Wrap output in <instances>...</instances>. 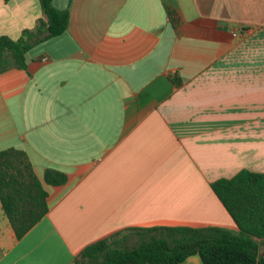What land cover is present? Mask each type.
Segmentation results:
<instances>
[{
    "label": "crops",
    "instance_id": "crops-1",
    "mask_svg": "<svg viewBox=\"0 0 264 264\" xmlns=\"http://www.w3.org/2000/svg\"><path fill=\"white\" fill-rule=\"evenodd\" d=\"M52 5L65 30L0 73V150L24 151L47 204L19 239L0 205V264H72L127 227L236 232L210 183L264 173V0ZM39 18V0H0V35ZM45 168L65 182L45 184Z\"/></svg>",
    "mask_w": 264,
    "mask_h": 264
},
{
    "label": "trees",
    "instance_id": "trees-1",
    "mask_svg": "<svg viewBox=\"0 0 264 264\" xmlns=\"http://www.w3.org/2000/svg\"><path fill=\"white\" fill-rule=\"evenodd\" d=\"M167 15L172 11L166 6ZM41 18L15 39L0 35V73L25 66L24 54L40 41L60 35L68 21L67 8L39 0ZM177 83V78H172ZM47 185L65 182L66 174L43 170ZM210 188L232 221L236 232L217 226L127 227L85 245L72 264H178L198 255L201 264H264V173L240 169L218 178ZM0 205L16 239L22 237L47 211L46 191L36 178L23 150H0Z\"/></svg>",
    "mask_w": 264,
    "mask_h": 264
},
{
    "label": "rangeland",
    "instance_id": "rangeland-1",
    "mask_svg": "<svg viewBox=\"0 0 264 264\" xmlns=\"http://www.w3.org/2000/svg\"><path fill=\"white\" fill-rule=\"evenodd\" d=\"M42 48L41 43H38L37 45H35L34 47L30 48L28 51V53H32V52H39L40 49ZM27 52V51H26Z\"/></svg>",
    "mask_w": 264,
    "mask_h": 264
},
{
    "label": "water",
    "instance_id": "water-1",
    "mask_svg": "<svg viewBox=\"0 0 264 264\" xmlns=\"http://www.w3.org/2000/svg\"><path fill=\"white\" fill-rule=\"evenodd\" d=\"M264 251V243H260L257 248L258 255H262Z\"/></svg>",
    "mask_w": 264,
    "mask_h": 264
},
{
    "label": "built area",
    "instance_id": "built-area-1",
    "mask_svg": "<svg viewBox=\"0 0 264 264\" xmlns=\"http://www.w3.org/2000/svg\"><path fill=\"white\" fill-rule=\"evenodd\" d=\"M41 60H42V61H45V60H46V57H42Z\"/></svg>",
    "mask_w": 264,
    "mask_h": 264
}]
</instances>
